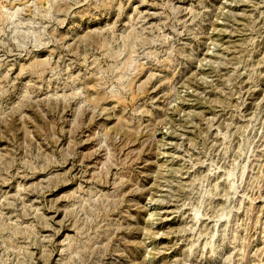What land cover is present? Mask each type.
<instances>
[{"label":"rangeland","instance_id":"rangeland-1","mask_svg":"<svg viewBox=\"0 0 264 264\" xmlns=\"http://www.w3.org/2000/svg\"><path fill=\"white\" fill-rule=\"evenodd\" d=\"M0 264H264V0H0Z\"/></svg>","mask_w":264,"mask_h":264}]
</instances>
